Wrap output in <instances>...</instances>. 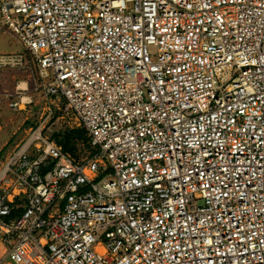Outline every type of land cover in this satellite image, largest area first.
<instances>
[{
  "label": "built area",
  "instance_id": "2783aa9c",
  "mask_svg": "<svg viewBox=\"0 0 264 264\" xmlns=\"http://www.w3.org/2000/svg\"><path fill=\"white\" fill-rule=\"evenodd\" d=\"M0 23L24 48L0 74L35 64L99 149L45 119L0 163V264H264V0H0Z\"/></svg>",
  "mask_w": 264,
  "mask_h": 264
},
{
  "label": "rangeland",
  "instance_id": "374dc122",
  "mask_svg": "<svg viewBox=\"0 0 264 264\" xmlns=\"http://www.w3.org/2000/svg\"><path fill=\"white\" fill-rule=\"evenodd\" d=\"M18 52H24L23 45L9 29L0 23V53ZM27 58H29L28 54ZM29 59L31 61V58ZM31 66L32 70L28 73L16 72L15 69H6L3 72L6 73V81H12L14 75L17 79L10 88L0 87V163L30 136L31 128L35 124L39 125L46 119L47 126L52 121V114L48 116L51 109L56 116L53 121H56L57 125L70 126V119L62 118V111L58 109L63 106V101H60L59 106L55 108L54 98L46 96L43 89L38 87L42 81L37 67L35 64ZM27 79L30 80L28 86L25 82H21ZM4 89H7V92ZM12 101L19 102L16 108L10 106ZM88 151L90 150L82 149L80 154Z\"/></svg>",
  "mask_w": 264,
  "mask_h": 264
},
{
  "label": "trees",
  "instance_id": "16d2710c",
  "mask_svg": "<svg viewBox=\"0 0 264 264\" xmlns=\"http://www.w3.org/2000/svg\"><path fill=\"white\" fill-rule=\"evenodd\" d=\"M56 116H52V121L44 129V133L53 141H55L62 149L71 154L76 160H81L83 155L91 156L98 152L99 149L92 145L91 139L87 134L86 129L83 126L72 127L67 125H57L53 119ZM38 125L35 124L34 127ZM64 126V127H63ZM81 146V147H80ZM83 150H90L84 154H80ZM23 211V207L15 208L12 215L7 217L6 220L17 218Z\"/></svg>",
  "mask_w": 264,
  "mask_h": 264
},
{
  "label": "crops",
  "instance_id": "0c3cea01",
  "mask_svg": "<svg viewBox=\"0 0 264 264\" xmlns=\"http://www.w3.org/2000/svg\"><path fill=\"white\" fill-rule=\"evenodd\" d=\"M15 70H17L16 72H22V73H28L29 71H31L32 70V66H31V64L28 66V69H15ZM5 74L6 73H1L0 74V87L1 86H6L7 88H10L11 87V85L13 86L14 85V83H16L15 81H16V77H15V75L13 76V78H12V81H6V78H5ZM29 79H27V80H25V81H21L22 83H24L25 82V84H27V86L29 85ZM19 85V84H18ZM20 86V85H19ZM5 90V92H7V89H4Z\"/></svg>",
  "mask_w": 264,
  "mask_h": 264
}]
</instances>
